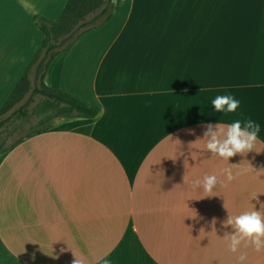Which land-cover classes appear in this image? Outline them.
I'll use <instances>...</instances> for the list:
<instances>
[{"label":"crops","instance_id":"0c3cea01","mask_svg":"<svg viewBox=\"0 0 264 264\" xmlns=\"http://www.w3.org/2000/svg\"><path fill=\"white\" fill-rule=\"evenodd\" d=\"M69 1L0 0V112L43 43L36 18L56 22ZM100 23L45 75L99 116L0 158V264H240L220 222L264 203V0H121ZM218 94L235 114L215 112ZM246 118L253 152L213 157L205 125ZM205 175L224 186L193 189Z\"/></svg>","mask_w":264,"mask_h":264},{"label":"trees","instance_id":"16d2710c","mask_svg":"<svg viewBox=\"0 0 264 264\" xmlns=\"http://www.w3.org/2000/svg\"><path fill=\"white\" fill-rule=\"evenodd\" d=\"M113 1L70 0L56 22L36 18L38 29L42 33L44 40L32 63L0 112V147L6 146L7 139L16 131L14 128V131L7 132L8 128L6 126H8L11 119L9 117L2 119L3 116L22 103L28 95V103L34 97L41 96L49 103L54 104L60 108V115L66 118L67 121L75 119L93 120L99 116L100 112L98 109L90 107L77 98L47 87L45 75L57 56L70 47L83 34L96 28L99 22L103 24L108 18L110 19L116 4L121 0H115V3ZM91 16L93 18L89 20ZM18 112L22 117H26V113L22 111V107ZM22 117L19 119H22ZM51 130L53 128L34 131L18 139L10 147L2 148V157L26 139ZM4 135L7 138L3 139L2 136Z\"/></svg>","mask_w":264,"mask_h":264},{"label":"clouds","instance_id":"9594fccd","mask_svg":"<svg viewBox=\"0 0 264 264\" xmlns=\"http://www.w3.org/2000/svg\"><path fill=\"white\" fill-rule=\"evenodd\" d=\"M21 3L24 7H28L26 0H21ZM211 104L215 112L222 113L225 118L235 114L241 106L240 101L231 94H218L212 99ZM205 128L207 130L203 133L202 140L206 141V149L213 157L218 156L226 161H229L230 158L237 154L244 155L245 153L253 152L261 132L260 125L251 118L236 119L231 123L207 124ZM199 141L201 139L197 138L195 143ZM186 163L187 161H185V167ZM240 165H231V167L223 170L228 182L236 179L232 169ZM253 170L256 171L254 168ZM248 171L249 169L247 168L242 169V173H247ZM261 172H264V168L257 173ZM239 174L241 173H237V175ZM224 184L223 180L218 181L216 175H205L202 181H193L191 187L193 189L202 188L203 191L211 193L213 189L218 186H224ZM224 207L228 210L226 202ZM211 223L214 228L217 220L213 218ZM220 223L223 228H228L229 226L232 228L231 233L225 232L224 239L228 241V250L230 252L239 253L237 259L240 264H244L248 259L246 252H240L242 247L245 249L251 247L257 253L264 252V203L260 204L259 210L253 208L237 215H233L228 210L227 218ZM61 251L63 252L64 250L62 249ZM73 254L75 258L72 264H84L81 258L77 257L74 252Z\"/></svg>","mask_w":264,"mask_h":264},{"label":"rangeland","instance_id":"374dc122","mask_svg":"<svg viewBox=\"0 0 264 264\" xmlns=\"http://www.w3.org/2000/svg\"><path fill=\"white\" fill-rule=\"evenodd\" d=\"M33 61V60H32ZM32 63V62H31ZM28 67L30 66V64ZM28 67H26L25 72ZM22 74V76L25 74ZM21 76V78H22ZM21 80V79H20ZM29 95L24 99L22 103L10 110L2 119L10 118L11 121L8 123L7 132L14 131V134L9 136L6 141V146L0 147V158H2V148L10 147L15 141L23 138L34 131H41L47 128H66L69 124L66 118L60 115V108L56 107L54 104L49 103L41 96H36L30 101ZM22 107V111L26 113V117H22L18 110ZM22 119H19L21 118ZM3 139L7 138L6 135L2 136ZM1 144V143H0Z\"/></svg>","mask_w":264,"mask_h":264}]
</instances>
